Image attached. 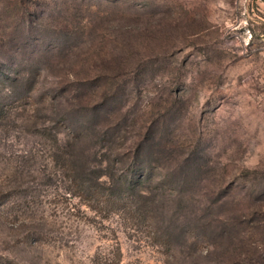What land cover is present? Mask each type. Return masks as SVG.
<instances>
[{"label": "rangeland", "instance_id": "obj_1", "mask_svg": "<svg viewBox=\"0 0 264 264\" xmlns=\"http://www.w3.org/2000/svg\"><path fill=\"white\" fill-rule=\"evenodd\" d=\"M263 45L264 0H0V264H264Z\"/></svg>", "mask_w": 264, "mask_h": 264}, {"label": "trees", "instance_id": "obj_2", "mask_svg": "<svg viewBox=\"0 0 264 264\" xmlns=\"http://www.w3.org/2000/svg\"><path fill=\"white\" fill-rule=\"evenodd\" d=\"M10 89H11L10 87L7 88V90H10ZM7 112H8V110L6 108H4V101H2L0 99V119L7 117ZM59 122L61 123L63 121H59Z\"/></svg>", "mask_w": 264, "mask_h": 264}, {"label": "built area", "instance_id": "obj_3", "mask_svg": "<svg viewBox=\"0 0 264 264\" xmlns=\"http://www.w3.org/2000/svg\"><path fill=\"white\" fill-rule=\"evenodd\" d=\"M263 50H264V45H263Z\"/></svg>", "mask_w": 264, "mask_h": 264}]
</instances>
